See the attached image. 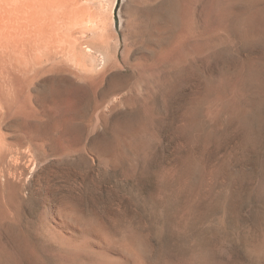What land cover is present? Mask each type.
Instances as JSON below:
<instances>
[{
  "label": "rangeland",
  "instance_id": "374dc122",
  "mask_svg": "<svg viewBox=\"0 0 264 264\" xmlns=\"http://www.w3.org/2000/svg\"><path fill=\"white\" fill-rule=\"evenodd\" d=\"M115 16L123 49L130 46L123 76L104 97V124L90 129L80 119L76 141L49 157L39 152L42 166L28 178L37 192L26 208L33 239L46 242L40 232L53 200L110 224L117 217L119 228H141L167 248L234 249L252 264L235 238L264 219V0H117ZM6 198L0 264H12L16 247ZM184 206L192 219L178 233L174 214Z\"/></svg>",
  "mask_w": 264,
  "mask_h": 264
},
{
  "label": "bare ground",
  "instance_id": "6f19581e",
  "mask_svg": "<svg viewBox=\"0 0 264 264\" xmlns=\"http://www.w3.org/2000/svg\"><path fill=\"white\" fill-rule=\"evenodd\" d=\"M116 4L117 0H0V193L13 203L11 210L7 209L16 226L12 264H247L239 250L218 256L205 245L167 248L141 228H119L117 217H111L110 224L100 216H85L78 206L58 205L53 200L48 201L50 214L45 215L40 232L46 242L40 240L39 244L33 239L30 224L34 217H30L35 209H30L29 216L26 208L37 192L28 178L35 167L42 166L39 152L46 157L52 151L58 153L63 143L75 138L80 119L90 129L104 124V97L112 89L114 76L127 65L130 46L123 49L115 23ZM129 92L122 96L133 104ZM129 102L122 103L128 106ZM111 103L116 109L117 102ZM259 191L264 196V189ZM184 207L174 214L178 233L185 231L192 219L191 208ZM257 223L256 229L235 239L245 246L252 264H264L263 217Z\"/></svg>",
  "mask_w": 264,
  "mask_h": 264
}]
</instances>
